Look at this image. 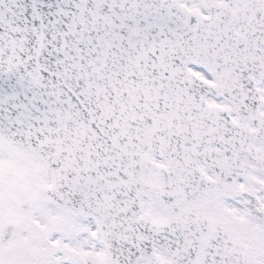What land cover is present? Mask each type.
Instances as JSON below:
<instances>
[{
    "label": "snow or ice",
    "instance_id": "1",
    "mask_svg": "<svg viewBox=\"0 0 264 264\" xmlns=\"http://www.w3.org/2000/svg\"><path fill=\"white\" fill-rule=\"evenodd\" d=\"M0 264H264V0H0Z\"/></svg>",
    "mask_w": 264,
    "mask_h": 264
}]
</instances>
